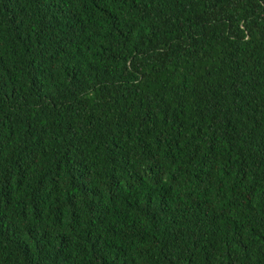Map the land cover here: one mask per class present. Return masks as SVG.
<instances>
[{"label":"trees","instance_id":"obj_1","mask_svg":"<svg viewBox=\"0 0 264 264\" xmlns=\"http://www.w3.org/2000/svg\"><path fill=\"white\" fill-rule=\"evenodd\" d=\"M0 264H264V0H0Z\"/></svg>","mask_w":264,"mask_h":264}]
</instances>
